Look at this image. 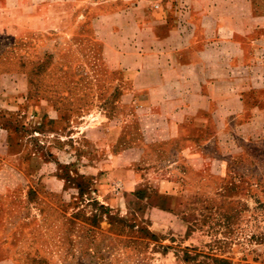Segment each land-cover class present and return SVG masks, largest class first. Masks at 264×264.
<instances>
[{
	"label": "crops",
	"instance_id": "crops-1",
	"mask_svg": "<svg viewBox=\"0 0 264 264\" xmlns=\"http://www.w3.org/2000/svg\"><path fill=\"white\" fill-rule=\"evenodd\" d=\"M14 24L83 26L117 75V110L91 114L67 178L54 160L75 213L90 219L98 204L117 230L155 235L159 264H215L186 254L207 240L181 200L209 166L218 197L226 184H264V0H0V34Z\"/></svg>",
	"mask_w": 264,
	"mask_h": 264
},
{
	"label": "rangeland",
	"instance_id": "rangeland-1",
	"mask_svg": "<svg viewBox=\"0 0 264 264\" xmlns=\"http://www.w3.org/2000/svg\"><path fill=\"white\" fill-rule=\"evenodd\" d=\"M83 33V26L63 34L14 24L0 34V264H159L158 237L117 230L98 204L88 205L95 215L86 220L75 213L70 188L50 177L59 160L67 178L69 145L82 144L91 114L118 106L119 88L108 84L116 72L96 35ZM211 168L181 200L184 217L207 240L186 254L215 264L264 262V184H222L218 197Z\"/></svg>",
	"mask_w": 264,
	"mask_h": 264
}]
</instances>
